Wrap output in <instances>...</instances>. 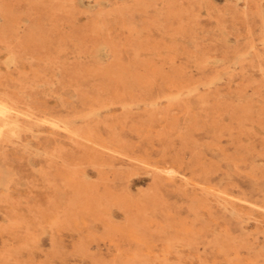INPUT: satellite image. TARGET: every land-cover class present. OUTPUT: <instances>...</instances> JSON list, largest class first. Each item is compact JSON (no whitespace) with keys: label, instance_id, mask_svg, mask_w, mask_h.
<instances>
[{"label":"rangeland","instance_id":"374dc122","mask_svg":"<svg viewBox=\"0 0 264 264\" xmlns=\"http://www.w3.org/2000/svg\"><path fill=\"white\" fill-rule=\"evenodd\" d=\"M0 104V264H264V0H0Z\"/></svg>","mask_w":264,"mask_h":264},{"label":"bare ground","instance_id":"6f19581e","mask_svg":"<svg viewBox=\"0 0 264 264\" xmlns=\"http://www.w3.org/2000/svg\"><path fill=\"white\" fill-rule=\"evenodd\" d=\"M12 57V56H11ZM211 81V80H210ZM199 84V83H198ZM197 89V88H196ZM5 103V102H4ZM5 104H7V103H5ZM6 105H4V104H0V116H2V118H4L3 116H4V114H5V112H6V107H5ZM111 106V105H110ZM10 109V108H9ZM12 110V109H11ZM14 111V110H13ZM94 112V111H93ZM8 113H9V111H8ZM16 113V112H15ZM9 114H12V113H9ZM5 119V118H4ZM8 120H11V119H9L8 118ZM42 120V119H41ZM56 122H58L57 120H55ZM8 122V121H7ZM10 122V121H9ZM43 122V121H42ZM47 122V121H46ZM55 122V123H56ZM15 123V122H14ZM50 123V122H49ZM52 123V122H51ZM54 123V122H53ZM54 123V124H55ZM13 124V123H12ZM57 124V123H56ZM56 124H55V126H56ZM14 125V128H15V124H13ZM52 125V124H51ZM58 125V124H57ZM2 126H4L3 124H2ZM6 126V125H5ZM4 126V127H5ZM23 126V125H22ZM54 127V126H53ZM0 128H2L1 126H0ZM55 128H57V126L55 127ZM5 129H6V127H5ZM4 130V129H3ZM2 130V131H3ZM60 130V129H59ZM14 132V131H13ZM74 132H76V131H74ZM8 133V132H7ZM76 134V133H75ZM87 141V140H86ZM88 143V142H87ZM27 147V146H26ZM25 147V148H26ZM78 167V166H77ZM159 170V169H158ZM165 171V170H164ZM161 172H163V171H161ZM166 173V172H165ZM172 173V172H171ZM73 175V174H72ZM82 178V177H81ZM62 183V182H61ZM87 185V184H86ZM7 187V186H6ZM6 191V190H5ZM78 211V210H77ZM68 222V221H67ZM49 225V224H48ZM53 225H56V224H53ZM50 229V228H49ZM246 230V229H245ZM22 245H24V244H22ZM7 249H9V248H7ZM14 249V248H13ZM52 251V250H51ZM8 262V261H7Z\"/></svg>","mask_w":264,"mask_h":264}]
</instances>
